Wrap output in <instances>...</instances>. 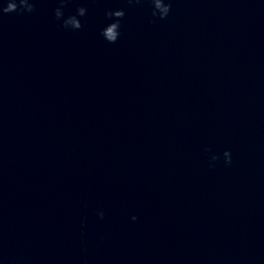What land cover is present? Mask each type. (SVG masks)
I'll return each mask as SVG.
<instances>
[{"label":"clouds","instance_id":"obj_1","mask_svg":"<svg viewBox=\"0 0 264 264\" xmlns=\"http://www.w3.org/2000/svg\"><path fill=\"white\" fill-rule=\"evenodd\" d=\"M71 0H58L59 6L54 10V15L57 21H62L61 26L65 29L79 30L83 27L79 17H84L87 13V9L83 6L76 9L75 14L68 15L65 17L64 9ZM129 5L141 4L145 0H127ZM152 5L151 15L152 17H158L161 20L167 19L172 11V0H147ZM35 11V0H3L0 4V18L3 15L16 13L18 15L25 12L32 13ZM112 22L107 24L101 30V36L109 43H115L120 37L121 21L125 16L123 9L108 10L105 12ZM154 22V21H153ZM225 163L230 165L232 163L230 151L223 153ZM213 161L217 160V156H212ZM98 215L103 218L104 213L100 212ZM133 221L137 219L136 216L131 218Z\"/></svg>","mask_w":264,"mask_h":264}]
</instances>
